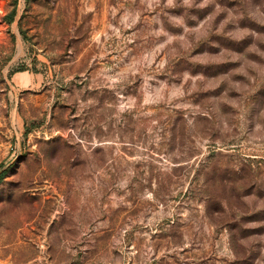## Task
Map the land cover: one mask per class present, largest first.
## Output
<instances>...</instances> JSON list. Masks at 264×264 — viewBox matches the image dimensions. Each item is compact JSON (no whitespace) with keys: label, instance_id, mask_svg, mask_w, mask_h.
Returning <instances> with one entry per match:
<instances>
[{"label":"rangeland","instance_id":"374dc122","mask_svg":"<svg viewBox=\"0 0 264 264\" xmlns=\"http://www.w3.org/2000/svg\"><path fill=\"white\" fill-rule=\"evenodd\" d=\"M4 170L0 264H264V0H0Z\"/></svg>","mask_w":264,"mask_h":264},{"label":"trees","instance_id":"16d2710c","mask_svg":"<svg viewBox=\"0 0 264 264\" xmlns=\"http://www.w3.org/2000/svg\"><path fill=\"white\" fill-rule=\"evenodd\" d=\"M13 14H14V10L9 14V17H11V19H12V16H13ZM10 19V20H11ZM6 170H4V171H2L1 173H0V183H1V181H2V179H3V177H4V175L6 174Z\"/></svg>","mask_w":264,"mask_h":264}]
</instances>
